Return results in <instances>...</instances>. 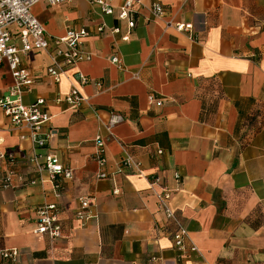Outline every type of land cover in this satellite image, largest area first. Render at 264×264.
Masks as SVG:
<instances>
[{
  "label": "crops",
  "instance_id": "0c3cea01",
  "mask_svg": "<svg viewBox=\"0 0 264 264\" xmlns=\"http://www.w3.org/2000/svg\"><path fill=\"white\" fill-rule=\"evenodd\" d=\"M154 1L134 4L133 28L90 0L32 8L50 41L85 29L82 50L91 58L58 83L46 74L53 47L21 58L33 79L22 102L45 101L44 131L53 135L36 148L29 130L0 111V252L17 251L0 264H264V0H159V18ZM177 24H192L193 33ZM12 86L0 65V94ZM72 87L86 104L64 101ZM112 115L121 121L109 133ZM96 137L105 140V179L97 177ZM33 152L72 170L59 198L48 173L30 162ZM125 153L141 174L118 172ZM152 177L159 183L150 186ZM163 191L193 253L173 245L157 198ZM82 198L94 216L84 225L74 216ZM51 203L62 223L55 241L32 234L35 209Z\"/></svg>",
  "mask_w": 264,
  "mask_h": 264
},
{
  "label": "built area",
  "instance_id": "2783aa9c",
  "mask_svg": "<svg viewBox=\"0 0 264 264\" xmlns=\"http://www.w3.org/2000/svg\"><path fill=\"white\" fill-rule=\"evenodd\" d=\"M41 0H0V65L5 64L13 79V86L7 90L5 94H0V111L10 121L14 128L24 127L29 130L30 138L36 148L44 149L48 138L53 133L44 131L46 125L50 121V116L45 111V101L37 99L30 105L22 102V95L27 88L33 84V79L21 66V58L30 51H47L53 47V55L51 65L46 69V74L52 80L58 83L61 76L65 73V69L73 67L80 62L90 60V55L82 50L83 39L88 36V32L82 29H67L62 37L55 38L50 41L45 33L44 27L36 19L32 13V8ZM49 5L67 2L70 0H44ZM113 0H90L96 4L100 12L105 16H116L117 19L127 20L128 27H134V21L131 19L134 4H139L141 0H124L119 9L112 6ZM151 14L154 17L163 15L162 6L159 0H155L151 5ZM96 32H102V26L97 28ZM178 32L193 33L192 24H177L175 26ZM113 33H117L118 29H114ZM124 40L126 38H123ZM111 62L119 64L116 57H112ZM76 79L80 84H86L87 78L80 73L76 74ZM99 86V84H97ZM150 101H156L160 104V99L150 96ZM64 101L71 108H78L86 104L87 100L81 95L76 87H72L70 92L64 98ZM121 121L118 115H112L109 119L107 131L110 133L111 128ZM95 160L99 171L98 178L105 179L106 173L103 171L106 159L104 156L105 140L101 137L95 139ZM0 155V159L3 158ZM30 162L34 164L36 172L46 171L49 179L53 184V196L59 198L61 196V183L64 180L72 178V170L61 165L57 157L53 154L32 153ZM132 171L135 174H141L139 163L133 157L125 153L121 160L118 172ZM150 186L159 183L157 177L150 179ZM9 177L3 181V187H9ZM30 184H34L31 181ZM116 193V191L114 192ZM159 203L165 211L166 219L172 223L174 232L172 233L173 245L183 251L187 247L186 243L190 242L188 232L183 224L178 220L173 211L168 207L167 200L169 195L163 191L157 195ZM91 202L89 199H79V207L74 213L76 220L84 225L94 216L90 210ZM36 220L34 235L46 237L50 241H55L62 235V223L58 218L59 206L55 203L43 204L35 209ZM190 251H196L193 244L189 245ZM0 256L6 260H14L17 251L14 249L3 250Z\"/></svg>",
  "mask_w": 264,
  "mask_h": 264
},
{
  "label": "trees",
  "instance_id": "16d2710c",
  "mask_svg": "<svg viewBox=\"0 0 264 264\" xmlns=\"http://www.w3.org/2000/svg\"><path fill=\"white\" fill-rule=\"evenodd\" d=\"M254 124H255V123H254ZM254 124H251V125H253V126H251V127H250V130H248V131H250V132H251V130L253 131V130L255 129V126H254ZM249 125H250V124H249ZM250 132H249V133H250ZM243 137L245 138V135H244ZM244 138H243V140H244Z\"/></svg>",
  "mask_w": 264,
  "mask_h": 264
},
{
  "label": "clouds",
  "instance_id": "9594fccd",
  "mask_svg": "<svg viewBox=\"0 0 264 264\" xmlns=\"http://www.w3.org/2000/svg\"><path fill=\"white\" fill-rule=\"evenodd\" d=\"M14 2H15V0H14Z\"/></svg>",
  "mask_w": 264,
  "mask_h": 264
}]
</instances>
